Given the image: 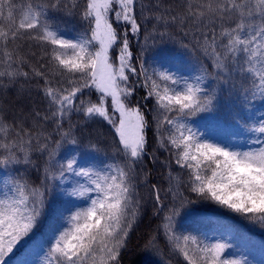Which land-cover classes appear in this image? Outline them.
<instances>
[{
	"label": "snow or ice",
	"instance_id": "obj_1",
	"mask_svg": "<svg viewBox=\"0 0 264 264\" xmlns=\"http://www.w3.org/2000/svg\"><path fill=\"white\" fill-rule=\"evenodd\" d=\"M69 21L79 24L71 38L65 35ZM173 29L192 37L193 49L211 60V73L201 67L185 77L163 65L151 72L143 63L136 67L131 39L143 34V52L157 36L171 38ZM133 76L143 77L155 101L158 148L182 170L173 175L170 169L167 177L173 203L162 222L166 245L178 264H251L243 255L236 258L224 238L230 226H221L218 238H201L177 233L175 217L190 204L208 202L264 226V115L250 123L251 116L235 114V134L253 137L248 150L213 142L188 123L212 112L225 86L245 107L264 101V0H0V168L22 165L26 171L35 166L34 152L48 157L38 182L26 176L4 182L0 264H9L14 249L31 238L56 187L68 199L34 245H48L41 264H120L140 215L137 167L149 152L148 120L128 106ZM209 76L218 82L211 91ZM32 87L43 93V115L16 103L30 98ZM10 88L16 92L12 103L4 98ZM74 117L85 125L110 124L112 151L121 162L95 168L81 166L76 154L58 159L64 144H80ZM48 124L52 132L44 131ZM160 191L151 184L150 195L162 204ZM155 244L150 240L146 247Z\"/></svg>",
	"mask_w": 264,
	"mask_h": 264
},
{
	"label": "trees",
	"instance_id": "obj_2",
	"mask_svg": "<svg viewBox=\"0 0 264 264\" xmlns=\"http://www.w3.org/2000/svg\"><path fill=\"white\" fill-rule=\"evenodd\" d=\"M169 2H172V0H169ZM146 27L147 31L150 32L152 30L150 23ZM67 28L69 30L65 35L71 38L79 28V24L75 21H69ZM143 44V34L139 38L131 39V49L133 50L134 58H139L135 61L138 69L141 63L148 70L152 67L163 65L164 68L185 77L194 76L200 71L201 67L205 68L209 73L213 71L211 60L193 49L192 37H184L183 33L177 29H173L171 38L165 36L161 39L157 36L154 43L149 41L148 48L141 52L140 49ZM184 44H188L189 47H183ZM143 84V77L139 79L135 76L131 77L130 86L134 87V91L132 96L128 98V106L139 108L148 120L146 135L149 152L143 164L137 167L136 181L141 198L140 215L130 233L127 247L121 253L120 264H146L145 260L152 252L157 254V264H178L176 256L166 245L162 222L173 203L172 194L167 193L169 170H175L173 175L182 170L175 164V160L169 152L158 148L157 142L160 139V133L157 132L155 101L147 96L148 90L143 87ZM217 85L218 82L209 76L205 86L211 91ZM15 96V89L10 88L4 98L8 103H12L15 101ZM85 98L87 99V97ZM91 99L95 102V93H93ZM16 103L23 104L26 111L28 109L39 110L41 115L47 111L43 93L38 92L35 87H32L30 98H25L24 101H16ZM259 106H262V109H258ZM109 111L111 112L110 106ZM238 111L242 116H251L252 120L250 123H255L259 119L258 117L264 114V101L257 99L245 107L244 102L235 93L230 94L228 87L225 86L220 91L215 102V109L212 112L201 113L196 117H192L188 123L194 131L204 134L205 138L213 142L229 143L234 150H248L252 147L250 141L253 137L247 134L243 136L235 134L234 117ZM72 122L74 125H79L77 136L80 144L78 146L64 144L59 149L58 159L64 160L76 154L79 157L81 166L95 168H103L105 164L121 162L122 158L116 157L112 151L115 133L110 124L102 121L85 125L79 117H74ZM44 131L52 132V126L50 124L45 125ZM161 131H163V128ZM53 134L55 135V133ZM92 145H98L99 151L92 152ZM153 155L156 157L155 161L152 160ZM33 159L35 166H27L26 171L22 165L9 170L0 168V198H2L5 190L4 182L10 177L26 176L30 180L38 182V178L42 177L43 167L48 159L47 153L34 152ZM146 173L147 175H145ZM145 179H147V183H144ZM153 183L161 188L160 195L163 201L162 204L159 203L160 209L154 197L150 195L151 184ZM181 191L185 195H193L187 192L186 189H181ZM66 199L68 197L60 191L59 187H56L48 194L47 206L40 224L27 243H22L14 249L9 264H41L48 245L44 244L43 248L34 247V245L44 239L49 217L61 206V202ZM77 205L81 206L79 201H77ZM65 215H68V213H65ZM175 224L177 233H191L208 239L220 237L221 226H230L233 231L230 234H226L224 238L234 245L232 251L235 253L236 258L243 255L247 260L251 261V264H264V226L259 223H252L238 214L226 211L215 204L202 202L193 203L183 208L180 211V215L175 217ZM150 240L156 241L154 247H146Z\"/></svg>",
	"mask_w": 264,
	"mask_h": 264
},
{
	"label": "rangeland",
	"instance_id": "obj_3",
	"mask_svg": "<svg viewBox=\"0 0 264 264\" xmlns=\"http://www.w3.org/2000/svg\"><path fill=\"white\" fill-rule=\"evenodd\" d=\"M151 69L152 68H150L149 69V72H151ZM109 105H110V101H109ZM110 110H111V107H110ZM115 117L116 118H118L119 117V113L117 112L116 114H115ZM114 117V118H115ZM117 122H118V119H117ZM114 130V133H115V129H113ZM157 260H158V258H157V254L156 253H154V252H152V253H150L149 255H148V257H147V259L145 260L148 264H157ZM146 263V264H147Z\"/></svg>",
	"mask_w": 264,
	"mask_h": 264
}]
</instances>
